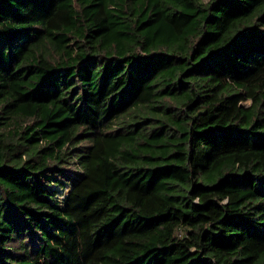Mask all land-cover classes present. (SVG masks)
Listing matches in <instances>:
<instances>
[{"label": "trees", "instance_id": "obj_1", "mask_svg": "<svg viewBox=\"0 0 264 264\" xmlns=\"http://www.w3.org/2000/svg\"><path fill=\"white\" fill-rule=\"evenodd\" d=\"M0 264H264V0H0Z\"/></svg>", "mask_w": 264, "mask_h": 264}]
</instances>
